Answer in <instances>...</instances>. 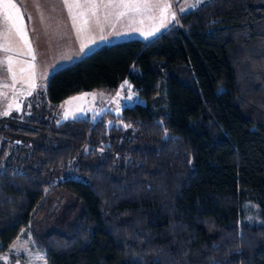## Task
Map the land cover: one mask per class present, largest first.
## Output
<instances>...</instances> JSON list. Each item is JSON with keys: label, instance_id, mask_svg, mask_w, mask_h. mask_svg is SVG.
Here are the masks:
<instances>
[{"label": "trees", "instance_id": "trees-1", "mask_svg": "<svg viewBox=\"0 0 264 264\" xmlns=\"http://www.w3.org/2000/svg\"><path fill=\"white\" fill-rule=\"evenodd\" d=\"M123 81L140 102L120 115L57 122L67 98ZM57 188L75 203L33 234L46 264H264V0H207L103 46L1 117L0 252Z\"/></svg>", "mask_w": 264, "mask_h": 264}, {"label": "rangeland", "instance_id": "rangeland-1", "mask_svg": "<svg viewBox=\"0 0 264 264\" xmlns=\"http://www.w3.org/2000/svg\"><path fill=\"white\" fill-rule=\"evenodd\" d=\"M205 1L207 0H166V2L172 6L170 14L174 13L176 19L171 20L169 14V20L166 21L167 23L165 22L163 25L160 24L159 27H157L158 30L155 29V27L153 29L154 35L148 36L147 39H145V35L152 30L154 25L152 22L153 19H150L149 17L155 16L156 19L154 20L160 21L158 10L146 13L143 17L142 23L140 22L141 17L132 13L125 15V17L127 16V19H122V17L118 19L117 15L115 17L116 11L122 10L101 9L99 14H105V22H116L118 29L120 24H125L126 27L128 26L127 29H124L126 31H122V35H124L121 37L122 41L141 38L144 42H147L152 40L162 31L166 30L172 23H178L179 15L194 10ZM152 2H155V0H152ZM161 2H164V0H161ZM189 5H195V7H189ZM181 9L184 10L181 11ZM34 14L35 12L26 8L23 21L25 24L24 27L27 31V39L31 43V49L33 55L35 56V60H32V58L27 54L28 48L25 47L24 43L15 35V31L12 32L10 38L16 36V40H19L18 44L12 43V48L14 52L20 54L19 57H22L25 61H27L26 63L28 65L26 66V69L30 72L31 69L29 70V65H32V68L35 70V76L38 78L49 77L52 73L78 62L93 52L92 50L85 51L88 49L87 47L95 48L97 43L100 42L99 36L96 34L98 33L97 30L102 32V26L99 18L98 23L97 19H92L90 21V25L88 26V29L90 30L88 40L86 43L82 42L80 46H77L78 49H76L75 46H71V36L65 26L68 21H71L70 18H67L66 22L65 19L62 18H39L38 21L40 24H37L35 23V19L32 17ZM109 16L111 19H108ZM128 16H130L131 19H128ZM29 17H31L30 20ZM114 18L115 20H113ZM44 21L49 23L51 33L44 31V26L42 25ZM91 31L95 33L94 40L92 38ZM141 32H144L145 35H141ZM82 44L86 45L83 52L81 51ZM3 66L5 67V70L4 67H0V74L2 75L4 71L8 73L7 67L5 65ZM16 68L17 66L13 65L14 71ZM28 73L25 75H28ZM43 84H45V82ZM38 85H42V82L38 83ZM159 90L161 95L163 93V89L160 85ZM117 92L120 93L119 97H117ZM27 95V92H25V96ZM129 96H131V99H129ZM24 100L25 99H23L20 103L19 109H16L18 108V103L16 107L12 105L16 103L17 99H12L11 101V99L7 97H0V118L9 116L14 112L20 113ZM138 101L137 92L133 88L132 84L127 81V85H125V81H123L113 93H108L103 90H92L67 98L60 106L57 122L62 123L67 120L87 117L96 119L105 112H110L113 115H120L121 110L124 107L130 106ZM7 104L11 105V109L9 110V114L5 116L2 114L4 112V107ZM112 125L113 122H108V126ZM117 125L122 124L117 123ZM55 178L59 181H62L65 178L79 179L78 177L71 176L68 173V169H61L56 174ZM46 201L45 207L32 220V222H30V224H28L27 227L21 231L20 235L7 248V250L5 252H0V264H14L17 261L19 264H46L45 254L36 249L32 242L33 234L54 230L58 231L59 228L55 225L56 219L62 214L66 207L72 206L75 203L71 194L64 188H57L55 191L49 193L46 196ZM244 209L245 220L251 221V216L253 214L255 215V210L250 204H246Z\"/></svg>", "mask_w": 264, "mask_h": 264}, {"label": "crops", "instance_id": "crops-1", "mask_svg": "<svg viewBox=\"0 0 264 264\" xmlns=\"http://www.w3.org/2000/svg\"><path fill=\"white\" fill-rule=\"evenodd\" d=\"M8 2V0H0V32H3L4 28H5V21H8V24H11V20H9L8 18L11 17L12 19H15V17L17 15H22L23 19L25 17L24 13L26 8L31 10L32 12H35V14L32 16L35 19V23L40 24L38 19L42 18H50V19H66L70 18L68 15V11L67 9L64 7V3L63 0H12L13 3L17 4V7L19 8V13H17V11L15 9H6L5 8V4ZM60 3V4H59ZM117 12L115 13V17L117 15ZM98 18L101 22V26L103 28V31L100 32L99 30H97L96 33L99 36L100 42L97 43V45L95 46V48H89L85 50V51H94L97 50L103 46H107L110 44H114V43H118V42H123L122 41V31H126L124 29H127L128 26L126 27L125 24H120L119 25V29L117 28V23L114 21H108L105 22V14H99L98 13ZM120 18V17H119ZM108 19H111L110 16ZM122 19H127V16H122ZM128 19H131L130 16H128ZM115 20V18L113 19ZM152 22L154 23L152 30L153 29H157V27H159V25L161 24L160 21L157 20H152ZM167 23V22H166ZM24 21H23V26H24ZM42 25L44 26V31L46 32H50V25L49 23L46 21H44V23H42ZM66 29L68 30V33L71 36V46H75L76 49L77 46H80V44L82 42H87L88 40V36H89V32L90 30L87 28V30H85L82 33H77V31L75 29H73L72 27V21H68L66 24ZM107 28V30H106ZM94 30V29H93ZM14 31V30H13ZM163 32V31H162ZM161 32V33H162ZM92 34V38L94 40V32L91 31ZM104 37L103 39H101V37ZM9 39L11 40V43H19V40H16V36L13 37H9ZM91 39V38H90ZM16 40V41H15ZM131 40H140V41H144L143 39H131ZM126 41V40H125ZM129 41V40H128ZM94 49V50H93ZM19 53L11 51L9 53H4L2 50H0V61H3L5 56H12L17 63H15L14 65L17 66V68L15 69L16 72V76H17V81L15 84H13V81L11 79V75L6 73V71H4L3 75L0 74V97H7L9 99H17L16 103L13 104L12 106L16 107L17 103H18V108L20 107V103L22 102L23 99H25V97L27 98L28 96H30L34 90L36 89V87L38 86V83L42 82L43 83L47 80L48 76L46 78H38L37 76H35V70L32 68L31 71H34V87H30L29 84V74L30 71H28L26 68V66L28 65L25 61L24 58L19 57ZM34 64V63H33ZM3 65H5L7 67L6 63H0V67H4ZM20 69H25L26 71L21 72ZM5 70V67H4ZM29 72V73H28ZM28 75H25L27 74ZM25 75V76H24ZM50 76V75H49ZM25 92H27V96H25ZM29 92L31 94H29ZM20 99V100H18ZM10 101V103H11ZM11 109V107H9V104H7L4 107V112L8 111ZM19 111V110H17ZM3 112V113H4ZM3 115V114H2Z\"/></svg>", "mask_w": 264, "mask_h": 264}, {"label": "snow or ice", "instance_id": "snow-or-ice-1", "mask_svg": "<svg viewBox=\"0 0 264 264\" xmlns=\"http://www.w3.org/2000/svg\"><path fill=\"white\" fill-rule=\"evenodd\" d=\"M64 7L68 11V15L72 21V27L77 31V33H82L87 30L90 25V21L92 19H97L98 23V13L101 9H113V10H122L117 12V18L125 16L129 13L135 14L136 16H140V22H143V17L146 13H150L153 10L159 11V20L161 25H163L166 21L169 20V14L171 10V4L167 3L166 0L161 2V0H63ZM189 7H195V5H189ZM6 9H15L17 13H19V8L16 3H13L12 0H8L5 4ZM184 9H181L183 11ZM150 19H156L155 16L149 17ZM11 20V24H8V21H5V28L3 32H0V50L4 53H9L13 51L12 43L9 37L12 35L13 30L15 31V35L22 41L25 47L28 48V55L35 60V56L32 53L31 43L27 39V31L23 26V16L17 15L15 19L11 17L8 18ZM31 17H29V20ZM170 19L175 20L176 16L174 13L170 14ZM158 30V29H157ZM101 31L103 29L101 28ZM141 35H145L144 32H141ZM154 35L153 31H149L145 35V39L148 36ZM104 37L102 36L101 39ZM86 45H81V51H84ZM0 63L7 64V71L11 75V79L13 84L17 81L16 72L13 70V65L17 63V61L12 56H5L3 61ZM32 69V65H29V70ZM21 72L26 71L25 69H20ZM34 71L30 72L29 75V84L30 87H34ZM125 85H127V81H125ZM29 94H31L29 92ZM120 96V93L117 92V97ZM131 99V96H129ZM11 107V105H9ZM9 112L5 111L3 115H8Z\"/></svg>", "mask_w": 264, "mask_h": 264}, {"label": "water", "instance_id": "water-1", "mask_svg": "<svg viewBox=\"0 0 264 264\" xmlns=\"http://www.w3.org/2000/svg\"><path fill=\"white\" fill-rule=\"evenodd\" d=\"M14 264H19V262L17 261V262H15Z\"/></svg>", "mask_w": 264, "mask_h": 264}]
</instances>
